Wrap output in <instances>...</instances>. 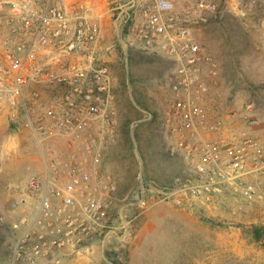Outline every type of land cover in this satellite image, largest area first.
Here are the masks:
<instances>
[{"label": "rangeland", "instance_id": "374dc122", "mask_svg": "<svg viewBox=\"0 0 264 264\" xmlns=\"http://www.w3.org/2000/svg\"><path fill=\"white\" fill-rule=\"evenodd\" d=\"M66 1L107 11L103 29L89 18L101 29L97 47L52 64L54 78L0 74V264H264V0H172L177 12L192 10L187 25L216 68L208 76V117L256 143L245 175L250 199L223 184L195 194L193 171L171 152L163 120L173 63L139 46L127 19L152 0ZM99 66L109 79L101 116L89 113L84 97L95 91ZM65 110L87 125H55L50 111L61 119ZM53 164L59 184L73 165L97 171V180L114 181L116 190L103 193L109 207L86 247L35 257L31 237L16 261L23 231H42L39 192L25 180L44 177ZM86 193L79 190L77 205Z\"/></svg>", "mask_w": 264, "mask_h": 264}, {"label": "built area", "instance_id": "2783aa9c", "mask_svg": "<svg viewBox=\"0 0 264 264\" xmlns=\"http://www.w3.org/2000/svg\"><path fill=\"white\" fill-rule=\"evenodd\" d=\"M136 6V16L127 13L134 26L135 41L143 49L162 52L173 63L167 75L169 97L163 125L174 139L171 152L178 153L193 171V192L221 191L223 184L252 198L254 189L245 175L252 158L250 150L256 143L246 132H231L221 121L207 115L204 102L210 94L208 76H214L216 68L187 25L192 10L177 12L172 0H152ZM200 7L212 8L196 3L195 8ZM100 38L99 25L89 19L81 4L66 0H0L3 76L12 75L17 81L54 78L52 64L71 63L72 58L88 54ZM93 77L95 91L85 92L84 97L91 103L89 113L101 116L102 95L109 84L106 67L95 69ZM50 115L55 125L68 129L87 125L85 117H73L68 110L61 119L52 111ZM56 173L53 164L44 177L33 175L25 180L26 186L39 192L36 221L42 223V231L32 233L28 227L23 231V242L14 252L16 261L31 237L35 257H44L53 250L73 252L86 247L85 240L94 236L106 214L109 204L102 195L116 190L114 181H98L97 171H83L71 165L64 170V181L59 184ZM94 182L96 194L92 192ZM79 190L87 193L84 202L77 205ZM24 222L13 226L18 229Z\"/></svg>", "mask_w": 264, "mask_h": 264}, {"label": "crops", "instance_id": "0c3cea01", "mask_svg": "<svg viewBox=\"0 0 264 264\" xmlns=\"http://www.w3.org/2000/svg\"><path fill=\"white\" fill-rule=\"evenodd\" d=\"M86 1L91 2V0H86ZM97 4L98 3H95V4L93 3L92 6L88 5L89 9H87V15L89 16V18L91 17L93 20L98 22L100 24V27L103 29L105 28V24H106L107 11L104 9H101Z\"/></svg>", "mask_w": 264, "mask_h": 264}, {"label": "trees", "instance_id": "16d2710c", "mask_svg": "<svg viewBox=\"0 0 264 264\" xmlns=\"http://www.w3.org/2000/svg\"><path fill=\"white\" fill-rule=\"evenodd\" d=\"M261 231H262L261 229H259V230H258V229H255V233H254V234H255L256 236H259V235H260L259 233H260Z\"/></svg>", "mask_w": 264, "mask_h": 264}]
</instances>
